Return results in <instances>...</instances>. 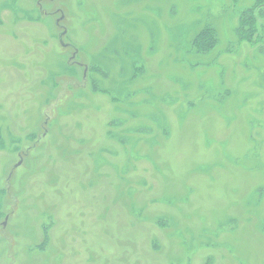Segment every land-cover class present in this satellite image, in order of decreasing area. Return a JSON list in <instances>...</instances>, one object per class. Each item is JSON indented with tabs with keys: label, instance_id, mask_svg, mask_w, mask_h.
<instances>
[{
	"label": "rangeland",
	"instance_id": "rangeland-1",
	"mask_svg": "<svg viewBox=\"0 0 264 264\" xmlns=\"http://www.w3.org/2000/svg\"><path fill=\"white\" fill-rule=\"evenodd\" d=\"M255 2L0 0V264H264Z\"/></svg>",
	"mask_w": 264,
	"mask_h": 264
},
{
	"label": "trees",
	"instance_id": "trees-1",
	"mask_svg": "<svg viewBox=\"0 0 264 264\" xmlns=\"http://www.w3.org/2000/svg\"><path fill=\"white\" fill-rule=\"evenodd\" d=\"M260 8L262 9L259 12ZM256 10H258L259 16H261V18H264V0H256L255 5L252 6V8H250L247 13H245V15L247 16L245 17L244 22L241 27H242V31L250 35L252 34L255 35V40H258L261 38V35L259 34L260 25H259L258 18L256 15L257 13ZM159 222L162 225L165 224V222L163 221H159Z\"/></svg>",
	"mask_w": 264,
	"mask_h": 264
},
{
	"label": "water",
	"instance_id": "water-1",
	"mask_svg": "<svg viewBox=\"0 0 264 264\" xmlns=\"http://www.w3.org/2000/svg\"><path fill=\"white\" fill-rule=\"evenodd\" d=\"M66 34V30L63 32V33H61L60 34V39L63 41V37H64V35ZM63 45L64 46H68L69 44H67V43H63Z\"/></svg>",
	"mask_w": 264,
	"mask_h": 264
},
{
	"label": "flooded vegetation",
	"instance_id": "flooded-vegetation-1",
	"mask_svg": "<svg viewBox=\"0 0 264 264\" xmlns=\"http://www.w3.org/2000/svg\"><path fill=\"white\" fill-rule=\"evenodd\" d=\"M255 3H256V2H255ZM254 5H255V4H254ZM254 5H253V6H254ZM261 9H262V8L259 9V12L261 11ZM256 11H257V13H256L257 18H258V19L261 18V16H259V14H258V10H256ZM263 19H264V18H263ZM258 22H259V21H258ZM259 25H260V24H259Z\"/></svg>",
	"mask_w": 264,
	"mask_h": 264
}]
</instances>
